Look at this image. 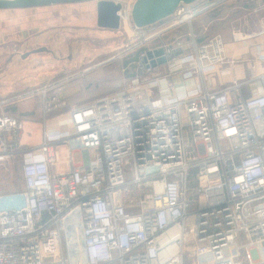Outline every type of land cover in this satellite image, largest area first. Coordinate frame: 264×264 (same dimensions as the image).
<instances>
[{
    "label": "built area",
    "instance_id": "2783aa9c",
    "mask_svg": "<svg viewBox=\"0 0 264 264\" xmlns=\"http://www.w3.org/2000/svg\"><path fill=\"white\" fill-rule=\"evenodd\" d=\"M115 1L113 93L71 107L53 83L0 104V167L22 162V187L0 191V264H264V38L252 59L199 41L194 23L233 0L145 28ZM36 96L42 140L20 149L32 130L4 106Z\"/></svg>",
    "mask_w": 264,
    "mask_h": 264
},
{
    "label": "rangeland",
    "instance_id": "374dc122",
    "mask_svg": "<svg viewBox=\"0 0 264 264\" xmlns=\"http://www.w3.org/2000/svg\"><path fill=\"white\" fill-rule=\"evenodd\" d=\"M1 12L0 88L12 93L10 96H26L56 83L60 85L51 94H59L73 107L114 92L113 85L120 78V62H108L124 45L127 36L119 30L98 27L95 2ZM259 18L241 21L235 30L254 31L259 28L256 26ZM39 48L46 50L23 57ZM13 105L10 104L7 110L12 111ZM34 124L33 134L19 140L20 149L37 145L42 140L43 130L38 122ZM91 155L76 152L75 163L79 164ZM64 158L65 154L60 153L59 160ZM59 168L65 170L67 167L60 165ZM21 170L20 157L7 167H0V191L20 189ZM185 264L193 263L186 261Z\"/></svg>",
    "mask_w": 264,
    "mask_h": 264
},
{
    "label": "crops",
    "instance_id": "0c3cea01",
    "mask_svg": "<svg viewBox=\"0 0 264 264\" xmlns=\"http://www.w3.org/2000/svg\"><path fill=\"white\" fill-rule=\"evenodd\" d=\"M22 11H25V10H22ZM2 13L3 12L0 11V14ZM254 14H257V15L253 16ZM250 16L254 18H259V16L261 17L259 18V23H257L256 25L257 27H259L258 29L254 31L246 29V28L243 30H237V29L235 30L239 22L247 21L249 18H251ZM194 29L199 38V41H204L208 37L220 34L223 37L225 43L228 45L229 51L241 53L242 58L252 59L253 53H255L257 49L255 50V47L251 48L250 46L255 45L256 43H259L260 40L261 39L263 40L264 38L262 36H259V34L264 30V0H233L226 6L222 7L221 9L219 8L218 10L208 13L203 18H201L199 21L195 22ZM185 31H186V28H183L181 31H179V33H185ZM235 31H240L244 35H252L253 37L248 40L242 41V42H236L234 41V38H233V33ZM5 64L7 65V62ZM244 71L245 73H243L241 70L238 71L236 73L237 76L239 77L245 76L247 78L252 76V73L250 70L245 69ZM2 82L3 80L1 81V83ZM1 85H5V84H1ZM1 92H5V88L2 89L1 87L0 93ZM2 94L4 95L0 96V104L3 103V101H6L16 96V95L10 96V94L12 93H9V92L8 93L5 92ZM245 94L246 96H249V93L246 90H245ZM14 104L15 105H13V107H17V111H14V112H16V114L19 113L18 115L21 118L26 120L27 126L32 130V133L34 129L33 126L35 125L34 123H37V122L38 124H40V127L43 130L44 126H43L41 118L36 119L38 115L41 116L42 107H40L39 110L36 109L37 102L35 100L25 99V100L16 102ZM8 106H4V108H5V111L10 112L9 110H7ZM11 112H13V110ZM57 116L59 115H55L53 116V118ZM37 126L38 125H35L34 127L37 128Z\"/></svg>",
    "mask_w": 264,
    "mask_h": 264
},
{
    "label": "water",
    "instance_id": "95a60500",
    "mask_svg": "<svg viewBox=\"0 0 264 264\" xmlns=\"http://www.w3.org/2000/svg\"><path fill=\"white\" fill-rule=\"evenodd\" d=\"M199 0H135L132 7L131 18L138 28H145L158 24L172 17L182 5H192ZM95 2L97 25L99 28L118 31L120 17L118 12L121 4L115 0H0V11L34 10L56 6L76 5ZM46 50L39 48L23 55L40 53ZM163 62V61H162Z\"/></svg>",
    "mask_w": 264,
    "mask_h": 264
},
{
    "label": "trees",
    "instance_id": "16d2710c",
    "mask_svg": "<svg viewBox=\"0 0 264 264\" xmlns=\"http://www.w3.org/2000/svg\"><path fill=\"white\" fill-rule=\"evenodd\" d=\"M221 9V8H220ZM218 10V9H217ZM50 95H52V94H50ZM27 100H35L36 102H37V105H36V109H40V107H42V99H41V97L40 96H36V97H33V98H31V99H27ZM69 104V103H68ZM12 108V110H13V114H16V112H14V111H17V107H11ZM69 109H70V107H68V108H66V109H64V110H62V111H57V112H54V113H52L51 115H50V117H53V116H55V115H62V114H65V113H67L68 111H69ZM11 112V111H10ZM19 113H17L16 115H18ZM19 116V115H18Z\"/></svg>",
    "mask_w": 264,
    "mask_h": 264
}]
</instances>
